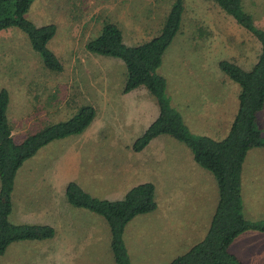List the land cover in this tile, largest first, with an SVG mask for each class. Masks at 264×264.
<instances>
[{
  "label": "rangeland",
  "instance_id": "rangeland-1",
  "mask_svg": "<svg viewBox=\"0 0 264 264\" xmlns=\"http://www.w3.org/2000/svg\"><path fill=\"white\" fill-rule=\"evenodd\" d=\"M172 2L31 0L25 16L36 25H55V33L47 46L62 61L61 71L44 65L21 28L0 29V88L4 86L9 91L7 114L16 138L70 118L82 104L98 106L100 96L113 99L104 108V122L94 134L100 138L94 144L105 160L110 158L115 165L118 160L120 168L125 154L132 153L136 160L135 173L131 171L124 178V171L121 172L122 193L116 198L122 197L133 184L150 181L154 184L156 201L152 210L136 214L124 226L123 238L132 264H166L200 239L203 234L188 241L187 237L181 239L177 232L194 226L200 209L197 204L203 198L206 202L203 208L208 210L217 196V182L209 169L194 161L189 146L169 133L154 137L143 151L132 150L134 139L151 119L146 122L142 119L137 125L123 126L118 122L125 114V102L119 103L125 63L117 56L90 52L84 44L99 33L105 22L116 23L127 44L150 38L159 31ZM241 2L262 27L264 0ZM183 5L180 29L163 52L155 71L163 76L166 93L173 106L180 110L189 130L220 138L228 130L227 117L238 106L240 86L221 70L218 62L222 58L232 59L250 68L257 57L259 42L246 28L239 29L234 18L213 0H183ZM146 92L150 95L147 89ZM98 109L94 129L103 120ZM214 122L220 125L215 127ZM257 123L264 134V106L257 113ZM85 129L54 138L39 147L22 161L11 182L5 183L11 188L9 221L47 223L54 227V232L44 239L11 241L0 252V264H116L105 218L86 207L69 203L65 185L53 180L55 167L72 144L78 142L76 137L84 135ZM201 177L206 181L202 188ZM248 177L255 182L247 183ZM1 186L0 180V189ZM242 190L244 198L250 197L254 204H262L257 211L247 213V219L264 218L262 147H251L246 153ZM60 244L69 247L62 261L57 257Z\"/></svg>",
  "mask_w": 264,
  "mask_h": 264
},
{
  "label": "trees",
  "instance_id": "trees-1",
  "mask_svg": "<svg viewBox=\"0 0 264 264\" xmlns=\"http://www.w3.org/2000/svg\"><path fill=\"white\" fill-rule=\"evenodd\" d=\"M213 1L259 42L256 60L250 68L246 69L226 58L218 62L221 70L240 86L236 112L227 133L220 138L189 130L180 112L170 102L163 76L155 71L163 52L180 29L183 0H173L159 31L150 38L127 44L121 28L116 23L105 22L99 33L84 44L90 52L117 56L124 61V92L144 85L156 99L158 114L134 139L132 149H142L154 136L169 133L187 144L195 161L209 169L216 179L218 199L206 233L166 264H245L229 250L230 243L246 229L264 231V218L250 221L245 217L241 193V173L248 149L254 146L264 149V134L257 123V113L264 106V28L244 9L241 0ZM30 3L31 0H0V29L10 26L21 28L32 48L41 55L44 65L51 70L61 71L62 61L47 46L55 33V25H36L27 18L25 13ZM8 102L9 92L3 86L0 88V252L13 240L43 239L54 232L53 226L47 223L15 224L9 221L11 188L6 187L5 183L11 182L22 161L39 147L54 138L82 132L96 115L92 104H82L70 118L16 138L7 115ZM64 190L71 204L86 207L105 218L116 264H132L123 238L124 226L136 214L150 211L156 206L154 184L150 181L137 183L116 199L91 195L75 179L68 180Z\"/></svg>",
  "mask_w": 264,
  "mask_h": 264
},
{
  "label": "crops",
  "instance_id": "crops-1",
  "mask_svg": "<svg viewBox=\"0 0 264 264\" xmlns=\"http://www.w3.org/2000/svg\"><path fill=\"white\" fill-rule=\"evenodd\" d=\"M260 25H262V27L264 28L263 22H261ZM240 28H243V27L241 25H239V29ZM244 57L247 58L248 56H244ZM250 57H252V56H250ZM239 58L243 59V57L242 58L239 57ZM234 61H236V60H234ZM146 89H145L144 85H140V86H137L131 90L124 92L122 90V87H121L119 92H120V95L122 97L119 98V103L125 102V107L123 106V108L125 110V114L118 121L120 124L125 126V124L126 125H129V124L135 125V123H136V125H137V124H139L140 120H142V119H143V122H146V121H148V119L149 120L151 119L150 120V122H151L157 116L158 104L156 102V99L153 97V95L151 93H150L151 96L149 94H147ZM108 99H110V100H108ZM112 101H113V99L108 98L107 96H104V97L100 96L98 106L96 104H93V106L96 109L95 118L92 120L90 125L88 127H86L84 135L76 137V138H78V140H77L78 142L72 144L73 146H71V148L67 152H65V155L60 160V163H58V166H56L54 171H53V173H54L53 180L57 184L65 185L68 180L75 179L91 195L102 197V198H109V199H116V197H118L117 195H121L122 191L120 190V188L123 187L121 185L122 180L120 181V176L123 175V173H121V172L124 171V178H128L131 171H133L135 173V171H136L135 161L136 160L133 159L135 155L132 156V153L131 154L130 153L125 154L126 159L122 160L124 162L123 168H120L119 165L121 163H119L118 160L115 161V163H117L116 165L114 164V161L110 158L105 160L104 159L105 156L100 155L99 150H97L98 149L97 146L94 144V142H97L100 138V136H95L94 134L96 133V130H98V127H100L104 122V118H103V117H105L104 116V114H105L104 108L107 107L108 105H110L112 103ZM171 104H172V102H171ZM98 107L102 111L103 120L101 123H99V125H97V129H94V124L96 123V121L98 119V112H97ZM178 111H180V110L178 109ZM180 114H181V112H180ZM234 114L235 113H233L227 117V119L230 122H231ZM8 119H9V116H8ZM182 119H183V116H182ZM218 120H220V118ZM183 121H184V119H183ZM230 122H229V125H230ZM185 124H186V122H185ZM212 124L215 127H218V125H220L219 122H214ZM147 125L145 126V128L147 127ZM12 133L15 134L13 125H12ZM156 136H154V137H156ZM85 142H86V144H84ZM143 148L139 149V150H134V149H132V150L133 151H143ZM128 151L129 150L124 151V152H128ZM137 156L141 157L142 154L137 155ZM193 159H194V157H193ZM194 161H195V159H194ZM248 178H249V180L246 178L247 183L250 184L251 182L252 183L255 182L254 178H251V177H248ZM141 179H143V178H141ZM201 179L203 180V182L201 184L202 185L201 188H202L203 186H205L206 181L202 177H201ZM215 180L216 179H214V181ZM125 181L129 182L131 180L125 179ZM136 181H139V180H135L134 182H136ZM134 182H132V183H134ZM142 182H144V181H142ZM133 185H135V184H133ZM165 188L167 189V181H166ZM64 192H65V190H64ZM241 193H242V203H243L242 211H243L245 217L248 218L247 213L251 214L252 212L257 211V209L262 204L261 203H258L257 205L254 204V202L250 199V197H247V199L244 198L243 190H242V173H241ZM217 199H218V187H217V196L209 204L210 206H208V210H205L203 208L206 204L204 198L202 201L200 200L198 202L197 206L200 209L198 210V212H196V218H195L194 226H192V228L188 231L177 232L180 234L181 239H185V237H187L188 241H190L191 239H198L199 238L198 236H201V234H203V236H204V234L206 233L208 226L210 224V220H211L212 214L214 212V209H215V206L217 203ZM208 211L210 212L209 214H208ZM202 220H203V222H202ZM252 220H255V219H250V221H252ZM185 233H187V235ZM200 239H198V240H200ZM260 240H262V242ZM197 241H195V242H197ZM195 242H192V243L190 242V243H191V245H193ZM229 250L232 253H234L236 256H238V258L242 262H244L245 264H256V263L264 264V256H262V257L259 256V255L264 254V231L249 228V229H246V230L240 232L233 239V241L230 243ZM68 251H69V247H67L66 244L65 245L60 244V248L58 249V252H57V257L61 259L62 256L64 254H67ZM61 261H62V259H61Z\"/></svg>",
  "mask_w": 264,
  "mask_h": 264
}]
</instances>
